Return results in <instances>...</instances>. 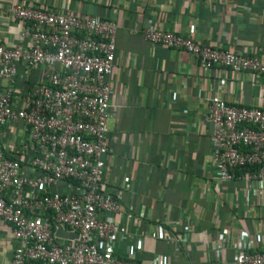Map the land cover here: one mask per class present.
Wrapping results in <instances>:
<instances>
[{
	"label": "crops",
	"instance_id": "1",
	"mask_svg": "<svg viewBox=\"0 0 264 264\" xmlns=\"http://www.w3.org/2000/svg\"><path fill=\"white\" fill-rule=\"evenodd\" d=\"M16 4L116 25L103 186L118 191L121 209L131 208L136 219L119 223V258L133 251L145 263L230 264L242 248L264 250V176L219 183L211 163L212 129L201 120L204 101L213 95L264 109V76L219 71L215 79L212 71L201 73L188 53L141 35L155 28L264 60V0H0L5 47L18 40V22L3 14ZM41 72L19 67L8 85L14 98L25 84L41 83ZM24 139L18 127L1 134L6 151ZM151 233L161 237L151 239ZM12 244L9 226L0 223V264H10Z\"/></svg>",
	"mask_w": 264,
	"mask_h": 264
},
{
	"label": "built area",
	"instance_id": "2",
	"mask_svg": "<svg viewBox=\"0 0 264 264\" xmlns=\"http://www.w3.org/2000/svg\"><path fill=\"white\" fill-rule=\"evenodd\" d=\"M3 14L20 28L14 46L0 44V223L11 232L10 264H164L138 261L133 251L121 259L114 249L123 234L119 223L136 222L131 208L121 209V194L103 186L115 23L22 4ZM141 35L188 53L201 73L212 71L215 79L219 71L264 76V60L255 55L155 28ZM19 67L41 69V83L25 84L14 98L8 85ZM201 120L212 129L211 163L219 183L264 176V109L213 95L204 101ZM5 127L26 133L12 151L1 140ZM230 264H264V250L242 248Z\"/></svg>",
	"mask_w": 264,
	"mask_h": 264
}]
</instances>
